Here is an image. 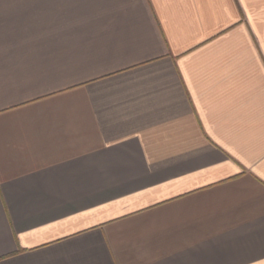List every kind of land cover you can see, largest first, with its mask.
Instances as JSON below:
<instances>
[{"label": "crops", "instance_id": "1", "mask_svg": "<svg viewBox=\"0 0 264 264\" xmlns=\"http://www.w3.org/2000/svg\"><path fill=\"white\" fill-rule=\"evenodd\" d=\"M0 264H264V0H0Z\"/></svg>", "mask_w": 264, "mask_h": 264}]
</instances>
